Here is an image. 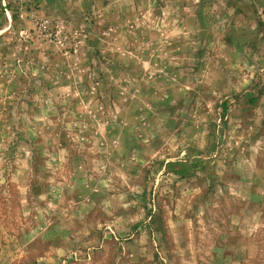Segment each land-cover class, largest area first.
<instances>
[{"label":"rangeland","instance_id":"1","mask_svg":"<svg viewBox=\"0 0 264 264\" xmlns=\"http://www.w3.org/2000/svg\"><path fill=\"white\" fill-rule=\"evenodd\" d=\"M0 264H264V0H0Z\"/></svg>","mask_w":264,"mask_h":264}]
</instances>
